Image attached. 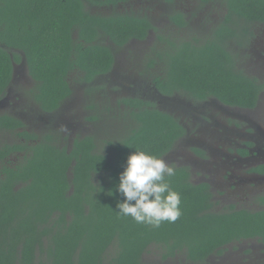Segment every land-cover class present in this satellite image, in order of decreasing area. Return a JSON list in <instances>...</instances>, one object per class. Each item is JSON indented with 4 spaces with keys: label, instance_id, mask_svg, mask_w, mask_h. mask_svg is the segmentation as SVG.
Instances as JSON below:
<instances>
[{
    "label": "trees",
    "instance_id": "16d2710c",
    "mask_svg": "<svg viewBox=\"0 0 264 264\" xmlns=\"http://www.w3.org/2000/svg\"><path fill=\"white\" fill-rule=\"evenodd\" d=\"M125 1L0 0V101L22 58L34 81L29 94L44 114H53L71 96L73 78L94 86L114 63L100 37L123 46L145 39L153 26L140 14L93 13L85 2ZM227 9L233 26H220L203 42L166 40L165 48L156 43L147 51L143 73L159 92L194 101L212 96L243 108L257 104L264 82L238 68L224 42L239 29L241 38L248 32L234 16L264 21V0H227ZM120 103L114 111L125 129L104 148L93 134L75 137L67 148L55 129L33 134L21 118L0 114V131L18 139L0 146V264H152L143 260L151 246L163 261L182 256L206 264L231 244L264 242V194L256 210L233 205L217 210L210 184L193 182L187 165H170L175 175L166 178L180 194L177 221L157 228L118 214L123 197L116 187L127 156L139 149L162 158L185 134L174 114L148 100L128 97ZM94 104L99 113L108 109Z\"/></svg>",
    "mask_w": 264,
    "mask_h": 264
},
{
    "label": "rangeland",
    "instance_id": "374dc122",
    "mask_svg": "<svg viewBox=\"0 0 264 264\" xmlns=\"http://www.w3.org/2000/svg\"><path fill=\"white\" fill-rule=\"evenodd\" d=\"M192 2H185L184 0H178L177 5L187 10L191 7L192 14L199 11L194 9L191 5ZM221 0H216L211 4L209 9L210 14L220 11V7L217 4ZM182 3V5H180ZM86 9L93 13H102L106 15L113 14L115 12H127V9L136 13H146L150 16L157 33L161 32L168 26L167 14L170 9L163 12L161 8V2H154L153 4L146 5H129L120 7L116 10L109 12L96 11L97 7L89 2H85ZM203 11L207 7L202 6ZM106 12V13H104ZM194 19V16H191ZM195 24V23H194ZM197 25V24H196ZM203 31V24L199 26ZM254 35L250 38V42L242 47H237L235 52L238 56V65L247 74L256 76L260 80H264V23L256 24L252 27ZM164 32V31H163ZM165 32L169 35L183 36L181 33L175 30L169 29ZM100 41L106 45L115 47L116 64L107 76H99L94 82V86H89L83 82L72 79L73 92L71 96L62 104V106L53 114L42 113L37 105L32 101L29 91L34 86V81L27 73V69L23 65H17L14 71L15 79L10 85V89L7 91V96L0 101V114L10 113L21 118L26 123V128L30 133L37 135H44L49 130L55 129L54 132L58 134V143L61 146L71 147L72 141L75 137H82L89 134L95 135L100 147L104 148V142L107 140H113L114 137L125 129L124 124L119 120V116H116V107L121 106L120 100L128 97H146L150 99L155 105H159V108H163L166 111L176 113L173 108L174 104L178 101H193L186 97L184 94L175 97L171 103L166 102L164 104L159 103L156 95L145 96L142 92L149 91L147 77L143 73L144 60L149 50V47L155 41V34H150L145 40H131L124 46H115L111 41L101 36ZM235 46V44H232ZM233 48V47H232ZM234 49V48H233ZM236 50V49H235ZM256 58V66L254 60ZM99 101L108 106V109L104 113H99L98 110L93 108L94 103ZM195 107V106H194ZM123 108V106H122ZM198 109V108H197ZM257 117L264 118V91L261 94L259 106L256 111ZM182 113L177 116L180 118ZM96 116V120L90 119ZM99 117V119H98ZM264 122V121H263ZM191 137L178 141L174 148L165 156L162 157L168 165H189L191 169V179L193 182H200L203 180H212V175L208 168L201 167L200 161H193V158H189L188 148L192 146L198 147V140H191ZM15 135L11 132L0 131V146L4 143L14 142ZM216 142L219 139H213ZM33 142V141H32ZM201 145V143H200ZM205 159L208 160L210 156L204 154ZM178 157V159H177ZM217 201L216 209L222 210L226 208L229 203H234L237 208L247 207L248 209L255 210L258 206L252 205V194L254 191H250V194L245 197V193L242 191V187L239 186L238 190L233 192H226L219 187H212ZM243 194L244 198H240ZM247 201V202H246ZM143 260L146 263L152 264H192L185 261L182 256H177L172 259L163 261L160 258V251L156 246H151L148 251L143 255ZM206 264H264V243L257 239H247L241 242L229 245L222 254H216L209 257Z\"/></svg>",
    "mask_w": 264,
    "mask_h": 264
},
{
    "label": "flooded vegetation",
    "instance_id": "af4514ba",
    "mask_svg": "<svg viewBox=\"0 0 264 264\" xmlns=\"http://www.w3.org/2000/svg\"><path fill=\"white\" fill-rule=\"evenodd\" d=\"M159 1L161 2V8L164 9L163 12L170 9V12L167 14L169 27L165 26V29L167 31H169V29L172 31L175 30L180 33L183 30L184 33H181L183 36H172L166 33L165 29L163 30L164 32H154L156 27L152 22L153 18L147 16L146 13L143 12L140 15L147 17L153 26L148 30L146 38H148L152 33L155 34V41L149 47V49H151V47L156 43L157 48H165L168 46L166 40H174L175 42L190 41L193 44L196 43L193 42L195 40L203 42L205 39L216 34V31L220 26L230 27V25H232V23H229L227 19V0H221V2L217 4V7H220V11L215 12V14H210L209 9L211 8V4L216 0H184L185 2L193 1L191 6L194 9H199V11L193 14L190 11L191 7H189L187 10L181 8L180 6L178 7V0H126L125 2L117 3L116 5L108 3H96L94 5L97 7V9H95L96 11L99 10L109 12L124 6L125 9H127L126 6L129 7V5L133 4L146 5ZM180 5H182V3H180ZM202 6L207 7L205 11H203L204 8H202ZM124 13L135 15L139 14L129 9H127V12ZM98 14L102 13L98 12ZM191 16H194V19H191ZM233 19H236L237 24H241V27H247L248 31L241 38L240 35H242V33L240 34V32L242 30L239 29L236 31L238 34L237 37H234L230 41L225 40L224 42V47L232 53V55L235 57L234 59L238 68H240L238 65V56L235 53L237 51L236 46L242 47V45H246V42L248 44L251 40L250 38L254 35L252 27L256 24L264 23V21H245L243 18H238L236 16H234ZM202 24L203 27H205L203 28V31L202 28L199 27L202 26ZM232 44H235V46ZM114 49L115 47L112 46L111 50L114 54V63L110 71L116 64V55ZM253 60L254 65L256 66V58ZM17 65H23L27 69L25 60L23 58L19 62L14 63V71ZM110 71L100 76H107ZM14 74L15 73H13V80L11 83H13L15 79ZM253 77L257 78L256 76ZM149 79L150 78L147 77L149 91L146 93L142 92V94L145 96L150 94L156 95L157 99H159L158 102L161 104L166 102L171 103L175 97H180L183 95L182 93H174L171 95L163 94L155 88L153 82ZM257 79L261 83L264 82V80H260L259 78ZM9 89L10 88H8V90ZM263 91L264 89L260 92L257 104L252 108L226 105L221 103L216 98L209 96L204 100L195 102L189 100H187V102L183 100L180 101V99L177 98L178 101L173 106V108L176 110V113L167 111L174 114V116H176L184 126L185 134L178 141L191 137V140H198L201 143V145L200 143L198 145L200 149L192 146L191 148H188V153L190 154L189 158H193V161H195L194 159L200 161L199 165H201L203 169H209V172L212 175V180L209 179V181H203L208 182L211 186V189L212 187H219L228 193H232L234 189L238 190V187L241 186L243 190L242 192H247L245 197L250 194V191H254L255 194H252V205L258 206L259 208L262 206L256 202V199L259 195L264 194V118L257 117L256 111L259 106ZM7 93L5 97L7 96ZM185 96L188 97L187 95ZM186 97L182 98L186 99ZM140 98L150 101V99H146V97ZM155 106L158 108L160 107L158 104ZM161 110L164 109L162 108ZM180 113H182V115L179 118L177 115ZM213 139H219V141L216 142V140L214 141ZM204 154H208L210 158L206 160ZM187 166L190 169V166ZM213 198L215 200L214 193ZM240 198H244L243 194H241ZM229 205H233L235 208H237L234 203H229L227 206Z\"/></svg>",
    "mask_w": 264,
    "mask_h": 264
},
{
    "label": "clouds",
    "instance_id": "9594fccd",
    "mask_svg": "<svg viewBox=\"0 0 264 264\" xmlns=\"http://www.w3.org/2000/svg\"><path fill=\"white\" fill-rule=\"evenodd\" d=\"M174 175L175 169L164 159L132 151L119 174L116 190L123 199L117 203V213L157 228L164 221L174 223L182 214L180 194L166 179Z\"/></svg>",
    "mask_w": 264,
    "mask_h": 264
}]
</instances>
